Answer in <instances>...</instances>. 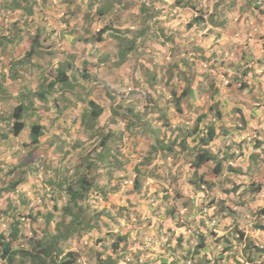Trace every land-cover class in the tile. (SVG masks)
<instances>
[{
	"label": "rangeland",
	"instance_id": "rangeland-1",
	"mask_svg": "<svg viewBox=\"0 0 264 264\" xmlns=\"http://www.w3.org/2000/svg\"><path fill=\"white\" fill-rule=\"evenodd\" d=\"M9 1L0 0V29L3 22L10 26L9 22L18 20L20 27L29 23L27 28L34 31L37 21L26 18L24 22L22 9L10 11ZM17 1L27 6L31 0ZM109 1L113 7L102 15L98 8L103 0H36L45 8L35 19L57 21L45 28L53 33L37 47L44 49L17 60L29 49L32 32L15 39L17 48L12 42L0 50V233L8 234L11 222L19 219L23 235L13 248H27L29 236L38 239L48 209L68 202L66 183L83 173L96 174L104 191H94L85 200L86 216L102 210L109 214L102 212L98 226L87 232L82 243L86 246L71 245L80 253L77 264H97L99 250L111 251L97 244L98 239L109 245L115 234L124 232L128 238L120 242L125 244L120 246L117 264H264V11L252 6L248 24L243 26L241 1L235 0L234 8L225 13L226 26L214 28L209 14L216 3L227 7L232 0H183L188 2L183 7L176 0ZM194 16L198 21L191 20ZM105 23L118 28L123 37L136 36L137 45L127 62L116 54L115 42L120 39L99 42L75 37L93 34L95 38ZM7 28L3 34L11 27ZM181 57L188 68L196 69L199 83L188 81L191 93L183 95L178 109L170 95L172 89L176 96L183 93L182 82L166 85L165 77L154 83L149 78L154 73L160 77L161 68ZM67 65L73 87L57 82L48 90L49 81ZM22 78L27 85L17 80ZM141 79H148L156 90L154 106ZM89 101L101 106L103 113L95 120L86 119V125ZM21 102L27 104L24 126L15 135L12 110ZM130 106L141 110L146 122L144 128L138 125L143 129L136 141L126 130V119H117L114 113ZM204 121L226 127V133L221 129L210 146L214 161H205L198 170L191 168L195 151L185 148L197 142L193 141L179 152L172 151L155 177L139 165L156 137L170 144L197 126L193 135L199 139L205 132ZM35 122L42 125L37 144L30 142L28 134ZM106 133V146L100 149ZM218 159L219 172L215 170ZM108 163L115 168L112 175L105 170ZM134 178L140 184L137 189ZM200 178L207 184L196 187ZM167 205L175 209L173 217L165 214ZM123 206H128L124 212L120 211ZM57 213L50 215V226ZM160 220L177 233H164L158 227ZM0 264L6 263L0 259Z\"/></svg>",
	"mask_w": 264,
	"mask_h": 264
},
{
	"label": "trees",
	"instance_id": "trees-1",
	"mask_svg": "<svg viewBox=\"0 0 264 264\" xmlns=\"http://www.w3.org/2000/svg\"><path fill=\"white\" fill-rule=\"evenodd\" d=\"M22 1V0H19ZM176 5L183 7L184 4H188V2H185L183 0H176ZM240 7L242 9V12L244 16L241 19V25L246 26L249 21V14L253 12L252 6L255 7L259 12L264 11V0H240ZM7 3V6L10 11H15L17 8H19L21 11V16L23 15L25 17L24 22L27 21L26 18H29L28 21L30 22H36L37 20L35 17L39 14L40 10H44L43 4H37L36 0H31L27 3H29L27 6H20L19 2L17 0H11ZM140 6L142 9L145 8V4L142 1H139ZM236 2L235 0H232L226 7V4L224 3H216L215 10L209 14V21L211 25L216 27H222L224 28L226 25V17L225 13L228 10H232L234 8ZM253 4V5H252ZM4 8H6L5 5H2ZM113 4L109 0H103V2L100 4L98 11L100 14H108L110 10L112 9ZM19 10V12H20ZM24 13V14H23ZM248 13V15H247ZM246 18V19H245ZM199 18L194 16V18H191L192 21H198ZM202 19V18H200ZM245 19V20H244ZM247 20V22H246ZM23 22V23H24ZM18 20L9 22L10 26H6V22H3L1 24L0 29V50L4 51L6 46L11 45V43H15V39L22 34H31L34 33L31 39V44L28 50L25 52H22L23 56H19L17 60L21 62L23 59H27L31 53H34L35 51H42L44 48L39 49L37 48L38 45H42L41 43H44L46 39H49V36L52 37L53 29L50 32H46L45 26H41L39 24H36L34 31L31 30L29 23L27 25H21ZM18 24V29H16V25ZM88 27V24H85L83 27ZM7 27H11L7 34H3L2 30H7ZM22 29V31L20 30ZM28 30H31V32H28ZM45 30V31H44ZM120 30L118 28H115L111 23H105L96 33V37L94 38L93 34L89 37H83V34H80L79 36H75L78 38L77 40L83 39L85 40H91V41H104L108 38L110 39H120L119 41L115 42L116 49L118 52V55H120L123 63L125 61L127 62V55L128 53L133 50L136 45V36H121ZM141 33V32H140ZM139 33V34H140ZM217 39L220 38V34H217ZM40 39V40H39ZM37 43V44H36ZM124 44V46H122ZM15 47L16 43H15ZM38 49V50H37ZM50 53V52H49ZM26 57V58H24ZM207 61V58L205 59ZM121 62H117L116 64H119ZM109 65H116L114 62L109 63ZM16 70L20 68V65H15ZM14 67L13 63L10 64V68L12 69ZM67 67H64L63 69L58 70V74L56 75L55 79H52L49 81L48 90L52 89L56 83L60 82L62 83L66 88H72V84L69 81V69ZM195 67V66H194ZM161 76L159 77L157 73H154L151 78H149L153 83L160 81L162 77L166 78V85H169L172 81H178L180 80L183 84V93L180 96H176V90H171V104L172 106L181 109V99L184 97L183 95L187 93H191L190 86L188 84V81L192 79V83H199L197 76L198 72H196L195 68H188L187 61L184 58H179V62L176 61L174 63H171L169 66H165L164 68H161ZM86 77H88L87 73L84 74ZM193 77V78H192ZM228 78H232L233 76H228ZM18 80V79H17ZM14 81V80H13ZM10 80V84L12 82ZM148 79H141L140 82L145 83V90L147 92L148 97L150 98L152 105L153 103H156V100L154 98L155 95V89L152 88L151 83L147 82ZM27 83L26 81H24ZM15 83V81H14ZM17 83V82H16ZM191 83V86H192ZM194 85V84H193ZM202 85V84H201ZM201 85H198L200 87ZM1 86V84H0ZM42 94V92H40ZM90 104V111H86V117L84 118V123L87 125L86 119L92 118L93 120L97 119L101 113H103V108L101 106L96 105L93 101H89ZM154 106V105H153ZM27 108L26 103H19L17 104L13 110H12V117L15 118L13 122V134L18 135V133L21 131V129L24 126V112ZM119 110H115V116L117 119H126L125 120V127L126 130L129 132V136H131V140H135L137 137L138 132H140L144 127V124L146 123L143 119V114H139L141 110H136L134 106H130L128 109H126L123 112H118ZM84 114V115H85ZM217 118L220 116V114L216 115ZM202 120H205L203 117ZM142 121V122H141ZM205 122V121H204ZM164 125L167 124V120L163 122ZM206 126L203 124L204 133L201 134V136L198 135L199 139H197L193 134L196 131V127L193 128L192 131L189 133H186V131L183 134H180L178 137L173 138V141L168 142L170 144H162V140H160L158 137L155 138V143L153 144L152 148L149 151H145L143 154V161L140 162L139 165H145L146 168H149L147 172L149 173L150 177H155L157 175L158 170L162 168L164 170L167 158L169 155H171L172 151L179 152L183 147H186V144L188 145V142L197 141L196 143H193L192 147L185 148L186 150H193L195 151L194 156H192L191 160L189 161V164L191 165V168H195L196 170L199 169V167L205 162V161H214L216 158L214 154L211 151L210 146L217 141L218 136L220 134V130L224 133H226V127L224 124L216 125L213 122H205ZM138 125L143 128H138ZM137 127V128H136ZM153 126H151V129ZM158 129V128H156ZM153 131V129H152ZM172 130H170V133ZM29 137L30 142L37 144L39 142L40 136L42 135V125L38 122L32 123L29 127ZM108 137L107 133L104 135V139L102 142L99 143L100 149H103L104 146H106L105 139ZM191 137V138H189ZM189 138V139H188ZM197 139V140H196ZM136 141V140H135ZM156 141L160 142V146L156 145ZM105 154V153H103ZM142 154V155H143ZM152 155V156H151ZM181 161V159H180ZM181 163V162H179ZM220 160L218 159L216 162L215 170L219 172L220 167L217 165H220ZM106 171L112 175L115 173V168L112 164L108 163L106 166ZM178 167V165H174L173 169ZM204 178H200L198 182L195 183L196 187H199L200 184H207L206 181L203 180ZM140 184L137 178L133 179V187L135 189L139 188ZM64 192L68 194V202L63 206H57V204H54L51 209H48L47 216H46V222L45 226H50L49 222L51 220L50 215L54 214L55 212H58L55 216V224L53 226H50V229H45L43 226H40V235L38 236V239L34 240L33 235L28 237V241L26 242L27 248H19L14 249L13 244L20 243L21 242V236L23 235V230L21 225V222L19 219L15 220L16 222H11L12 226L10 228V231H8V234L0 233V259L4 260L6 264H26L30 262L31 264H77V261L79 260L80 253L78 250L71 249V245H77L80 249H82L86 244H82L83 240H85V236L87 232L90 230H93L98 226V222L101 218L102 212H105L109 214L106 210H102V212H93L90 214V216H86L85 212V200L89 198V196L94 191H104L103 186H101L98 182V175L93 174L92 176H88L86 173H83L81 176L75 178L72 181H68L63 188ZM158 190L156 188L152 189V194H156ZM178 194V192H176ZM127 194L128 191H127ZM166 195V193H165ZM163 198V197H162ZM133 198L129 196V202L130 205L133 203ZM161 202H165L164 199L161 200ZM124 205V204H123ZM165 214L168 216L173 217L175 209L172 207L165 206ZM128 208V206H127ZM125 206L121 208L120 211L124 212L127 210ZM20 214V213H18ZM24 217V216H21ZM112 217V216H111ZM33 218V217H31ZM33 221H36V218H33ZM159 228H162L164 233L168 230L174 229L173 226H168V222L166 220H160V224L158 226ZM161 230V229H158ZM35 231H38L37 226L35 228ZM31 232V231H30ZM122 238L125 240L128 238V233L124 232L123 234L117 233L115 234V237L111 238V242L109 245L103 244L100 239H98V243L101 246H108V248L111 249L110 252H107L105 248H102L97 252L96 259L98 261L97 264H117L116 257L119 255V257L122 256L121 254V245H124V243H120L122 241ZM110 238H107L109 240ZM141 239V238H139ZM68 248L66 252L63 251V248ZM94 249V247L90 248V252Z\"/></svg>",
	"mask_w": 264,
	"mask_h": 264
},
{
	"label": "crops",
	"instance_id": "crops-1",
	"mask_svg": "<svg viewBox=\"0 0 264 264\" xmlns=\"http://www.w3.org/2000/svg\"><path fill=\"white\" fill-rule=\"evenodd\" d=\"M47 22H48V20H47ZM46 21H44V22H41L40 21V25L41 26H48V25H53V23H57V21L56 22H49V23H47ZM52 23V24H51ZM27 77V76H26ZM26 80V78H22L21 80L20 79H18V81H20L22 84H26L24 81ZM27 85V84H26Z\"/></svg>",
	"mask_w": 264,
	"mask_h": 264
},
{
	"label": "clouds",
	"instance_id": "clouds-1",
	"mask_svg": "<svg viewBox=\"0 0 264 264\" xmlns=\"http://www.w3.org/2000/svg\"><path fill=\"white\" fill-rule=\"evenodd\" d=\"M36 24H39V25H40V21L37 20V22L34 24V28H35ZM41 80H43V78H41ZM200 186L203 187V184L201 183ZM197 226L199 227V225H197ZM171 230H172L175 234L177 233V229L174 228V229H171Z\"/></svg>",
	"mask_w": 264,
	"mask_h": 264
}]
</instances>
